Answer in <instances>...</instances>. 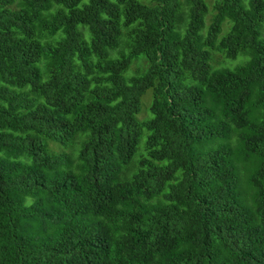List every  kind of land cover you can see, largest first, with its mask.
I'll use <instances>...</instances> for the list:
<instances>
[{
	"label": "trees",
	"instance_id": "1",
	"mask_svg": "<svg viewBox=\"0 0 264 264\" xmlns=\"http://www.w3.org/2000/svg\"><path fill=\"white\" fill-rule=\"evenodd\" d=\"M83 1L0 0V264H264V0Z\"/></svg>",
	"mask_w": 264,
	"mask_h": 264
},
{
	"label": "rangeland",
	"instance_id": "2",
	"mask_svg": "<svg viewBox=\"0 0 264 264\" xmlns=\"http://www.w3.org/2000/svg\"><path fill=\"white\" fill-rule=\"evenodd\" d=\"M204 1H205L206 5L208 7L209 12H210L211 9H212L211 7L213 6V4L215 3L216 0H204ZM83 2H87V0H84ZM209 12H208V14H209ZM208 17H209V15L206 16L205 22L208 20ZM214 58H215L214 61H213L214 67H220L221 65L232 66V65H235V63L237 62V61H233V62L225 61V60H223L221 57H219L217 55ZM134 66L135 65L132 64L128 71L130 72L131 70H133ZM131 67H132V69H131ZM131 74H128V72H127V75H131ZM144 97H146V96H144ZM144 97H143V99H144Z\"/></svg>",
	"mask_w": 264,
	"mask_h": 264
}]
</instances>
